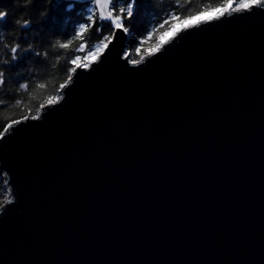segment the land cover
I'll return each mask as SVG.
<instances>
[{
    "label": "water",
    "instance_id": "1",
    "mask_svg": "<svg viewBox=\"0 0 264 264\" xmlns=\"http://www.w3.org/2000/svg\"><path fill=\"white\" fill-rule=\"evenodd\" d=\"M206 21L0 139V264H264V9Z\"/></svg>",
    "mask_w": 264,
    "mask_h": 264
},
{
    "label": "trees",
    "instance_id": "2",
    "mask_svg": "<svg viewBox=\"0 0 264 264\" xmlns=\"http://www.w3.org/2000/svg\"><path fill=\"white\" fill-rule=\"evenodd\" d=\"M218 0H187L184 7L176 0H140L136 8L135 17L126 22L132 33L129 36V50L133 59H139L145 51L155 43H162L174 27L182 22H195L207 19L217 15L216 8ZM69 0H0V9H6L8 15L0 21V61L8 60L7 64L0 63V70L5 73V85L0 89V99L7 105H15L17 100L21 101L19 107L12 108L10 111L0 112V127L6 120L21 119L22 116L35 113V108L43 103V99L48 94H53L55 87L62 82L67 74L68 67H74L65 63L69 55L75 54V49L81 43L85 45L81 56L87 55L90 46L99 42V38L109 34L106 27L101 33H97L95 27L84 32L80 39H73V27L78 21L84 20L83 16L77 13L85 7L82 3L75 4V10L66 11ZM210 6V7H208ZM207 7L208 10H205ZM200 12L197 15V12ZM168 13H176L178 18L175 21H169L163 29H160L152 37L144 42L141 53H135L136 43L139 42L141 35L145 34L143 30L151 28L154 24L162 21ZM191 13L188 18L187 14ZM30 21L29 27L24 28L15 23L16 20ZM86 22V21H85ZM98 26V25H97ZM61 39L66 42L72 39L73 42L68 49L53 48L55 39ZM134 41L136 43H134ZM15 43L21 45L20 58L12 61L8 49ZM31 45V50L24 51ZM39 52L40 55L36 53ZM44 53H47L45 56ZM89 62V61H83ZM27 82L32 91V85L46 83L45 90L35 89V98H31L28 92L19 90V85ZM0 177V191L1 187Z\"/></svg>",
    "mask_w": 264,
    "mask_h": 264
},
{
    "label": "snow or ice",
    "instance_id": "3",
    "mask_svg": "<svg viewBox=\"0 0 264 264\" xmlns=\"http://www.w3.org/2000/svg\"><path fill=\"white\" fill-rule=\"evenodd\" d=\"M76 3H82L85 5V7L77 13L79 16H83L84 20L78 21L76 25H74L73 38L76 37L78 31L80 36H82L84 32L93 27H95L97 33H101L107 27L109 29V34L103 35L102 38H99L98 43H96L94 46H90L87 50L86 56L79 55V53L83 52L85 49V45L83 43H81L79 47L75 49V54L67 56V58L65 59V63L68 65H73L74 67L70 66L67 68L66 76L63 78L62 82H60L58 86L55 87L54 93L48 94L44 97L43 103H40L35 108L34 114H32L31 109H29V114L22 116L21 119L6 120L3 126L0 127V139H4L5 137L10 136L21 123H25L29 119L33 121L40 119L44 115L46 107L56 108V105L61 104V102L64 101V98L67 95L66 90L70 89L73 86L76 78L83 71H93L95 69L93 68V65L91 63L83 61L94 60L99 57L100 54L103 53L106 49H108L109 45L114 46L113 41L121 37L118 34L123 33L125 36L132 35L130 28L126 22L131 21L135 17L136 8L138 7L140 0H72L71 3L67 4L66 11L72 12L73 10H75ZM254 7L264 9V0H259L258 4H252L250 0H218L216 4V8L218 9L217 15L215 17H210L209 21L206 22H210L213 19L218 20L224 15L231 16L234 13L242 14L245 11H251ZM205 10H208L207 7L205 8ZM199 14L200 12L198 11L197 15ZM187 17L190 18L191 13H188ZM177 18L178 16L176 13H168L162 21L157 22L150 29L146 27L143 30L145 34L141 35L139 42L136 43L134 41V43H136L135 53H141V49L146 40H148L155 33H157L158 30L163 29L165 25L169 23V21H175ZM199 26V24L189 25L187 29H183L182 31H190L192 28ZM22 27L27 28L29 27V24ZM180 35L181 33H174L173 40L179 38ZM0 37H2V33H0ZM56 40H59L60 43L66 45V48L64 49H68L69 46L72 44L68 43V41L72 39H69L66 42H62L61 39L57 38L54 40V42ZM170 43H172L171 40L165 41L164 43H155L153 46H151L145 51L144 55H140L139 59H133L132 55L127 52L123 53V55L124 58L127 60V64L138 66L142 62H145L148 58L162 52L165 47ZM5 45L8 44H4V47L8 49L11 60L17 61L21 57V45L19 43H15L10 47L9 45L7 47ZM15 45H19V48H16L15 51H13ZM29 50H31L29 46L27 49H24V51ZM14 56L16 57L15 59H13ZM3 61H0V63H4ZM6 61L8 63V60ZM97 63L102 62L97 60ZM39 84L43 85L40 90L46 89V83L41 82ZM4 85L5 73L3 86ZM36 85L37 84L32 85V91H30V86L28 84L25 92H28L29 94L33 93L35 89H37ZM3 86H0V89H2ZM45 100H47V102H45ZM15 107V105H7L4 100L0 99V112L10 111L12 108Z\"/></svg>",
    "mask_w": 264,
    "mask_h": 264
},
{
    "label": "clouds",
    "instance_id": "4",
    "mask_svg": "<svg viewBox=\"0 0 264 264\" xmlns=\"http://www.w3.org/2000/svg\"><path fill=\"white\" fill-rule=\"evenodd\" d=\"M28 2L30 3V0H28ZM176 2L180 5V7H183V6L185 5V3H187V0H176ZM250 2H251L252 4H258V3H259V0H250ZM7 15H8V12H7L6 9H0V20H3ZM15 23L18 24V25H21V26H26L27 24L30 23V21H27V20H23V21H22V20H19V19H18V20L15 21ZM80 38H81V36H80V34H79V31H78L76 37H74L73 39H80ZM0 39H2V37H0ZM68 43L71 44V43H72V40H69ZM5 46L7 47L8 45H5ZM31 47H32V46L29 45V48H31ZM52 47H53V48L64 49V48H66V45L63 44V43H60L59 40H56V41L53 43ZM16 48H19V45H15V47L13 48V51H15ZM36 54H37V55H40V53H36ZM44 55L46 56L47 53H44ZM15 58H16V57L14 56L13 59H15ZM3 62H4V63H7L6 60L3 61ZM3 84H4V72H3L2 70H0V86H3ZM27 85H28L27 82H22V83L19 85V90H21V91H25V90L27 89ZM42 87H43L42 84H39V83H38V84L36 85V88H37L38 90L41 89ZM29 96H30L31 98H35V92L30 93ZM45 102H47V100H45ZM20 104H21V101H20V100H17V101L15 102V106H16V107H19ZM12 203H14V199L10 198V196H8V195H6V196L4 197L3 200H0V215L3 214L2 209H3L4 205H5V204H12Z\"/></svg>",
    "mask_w": 264,
    "mask_h": 264
},
{
    "label": "rangeland",
    "instance_id": "5",
    "mask_svg": "<svg viewBox=\"0 0 264 264\" xmlns=\"http://www.w3.org/2000/svg\"><path fill=\"white\" fill-rule=\"evenodd\" d=\"M193 23H194V22L185 21V22H182V23L177 24V25L174 27V30L171 31V33H170L167 37H165V38L163 39L162 43L165 42L167 39H169L171 36H173L174 33H177L178 30L182 29L183 27L189 26V25H191V24H193ZM127 49L129 50V47L126 48V52L129 53ZM129 54H130V53H129ZM92 61H93V60H91V61H89V62H87V63H90V62H92ZM1 179H2V181H1V187H2V190L0 191V200H3L4 197H5L6 195H8L9 193H8L7 188L4 186V179H3V176H2Z\"/></svg>",
    "mask_w": 264,
    "mask_h": 264
},
{
    "label": "bare ground",
    "instance_id": "6",
    "mask_svg": "<svg viewBox=\"0 0 264 264\" xmlns=\"http://www.w3.org/2000/svg\"><path fill=\"white\" fill-rule=\"evenodd\" d=\"M128 50V49H127ZM2 178V176H0Z\"/></svg>",
    "mask_w": 264,
    "mask_h": 264
}]
</instances>
